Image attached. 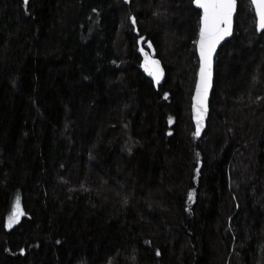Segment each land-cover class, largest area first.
<instances>
[{
	"label": "trees",
	"instance_id": "trees-1",
	"mask_svg": "<svg viewBox=\"0 0 264 264\" xmlns=\"http://www.w3.org/2000/svg\"><path fill=\"white\" fill-rule=\"evenodd\" d=\"M199 23L192 0H0V264H264V32L237 0L197 139Z\"/></svg>",
	"mask_w": 264,
	"mask_h": 264
},
{
	"label": "snow or ice",
	"instance_id": "snow-or-ice-1",
	"mask_svg": "<svg viewBox=\"0 0 264 264\" xmlns=\"http://www.w3.org/2000/svg\"><path fill=\"white\" fill-rule=\"evenodd\" d=\"M192 2L203 10L200 16V39L197 41L200 53V79L197 81V92L199 93L202 86L205 92L207 89V81L210 76L211 53L218 41L229 33L235 0H192ZM251 3L256 10L257 30H264V0H251ZM130 19L135 23L134 18L130 17ZM197 123L199 124V120ZM198 134L199 127H197L194 135ZM12 219L14 220L15 217Z\"/></svg>",
	"mask_w": 264,
	"mask_h": 264
},
{
	"label": "water",
	"instance_id": "water-1",
	"mask_svg": "<svg viewBox=\"0 0 264 264\" xmlns=\"http://www.w3.org/2000/svg\"><path fill=\"white\" fill-rule=\"evenodd\" d=\"M251 7L255 14V27L258 34H261L264 32V30H257V16H256V10L255 7L252 5L251 0H249ZM193 6L196 10L200 12V16L202 14V9H200L196 4L193 3ZM237 11V0H235L234 9L232 12V18H231V26L228 35L224 36L223 39L219 40L218 43L215 45V48L213 49L211 53V66H210V76L208 77L207 81V89L206 92L202 86L201 91L197 92V81L200 79L199 71H200V53H199V45L197 41L200 39V35L198 32V37L196 41V52L198 57V70L196 75V81L195 86L193 89L192 97H191V121L194 127V132L196 133L197 127H199V134L196 135L197 139H200L206 129L207 126V120L209 117V102L211 97V92L213 88V79H214V63H215V57L219 50V48L229 39H231L234 31V19ZM199 31H200V23H199ZM143 65L146 69L147 74L156 82L160 83L165 78V69L161 63V61L156 58L152 57L150 55H146L143 60ZM158 73V74H157ZM195 98V99H194ZM195 105V108H194ZM199 120V124L197 121ZM171 124H169V127Z\"/></svg>",
	"mask_w": 264,
	"mask_h": 264
},
{
	"label": "rangeland",
	"instance_id": "rangeland-1",
	"mask_svg": "<svg viewBox=\"0 0 264 264\" xmlns=\"http://www.w3.org/2000/svg\"><path fill=\"white\" fill-rule=\"evenodd\" d=\"M21 215V209H20V206L19 204L15 201L14 205H13V209L11 211V214H10V217H9V224L10 225H14L19 217ZM15 217V219L13 220L12 218Z\"/></svg>",
	"mask_w": 264,
	"mask_h": 264
}]
</instances>
